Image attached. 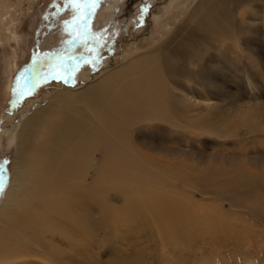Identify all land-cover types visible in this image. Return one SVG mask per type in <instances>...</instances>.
I'll list each match as a JSON object with an SVG mask.
<instances>
[{
	"label": "rangeland",
	"instance_id": "374dc122",
	"mask_svg": "<svg viewBox=\"0 0 264 264\" xmlns=\"http://www.w3.org/2000/svg\"><path fill=\"white\" fill-rule=\"evenodd\" d=\"M198 3L0 0L4 26L13 31L0 28V206L16 173V136L25 117L66 90L84 104L81 93L119 72L135 81L156 68L161 81L155 93L141 79L139 109L106 99L102 106L113 113L99 121L86 116L119 158L116 179L104 187L117 191L102 190L104 205L121 207L132 198L159 203L133 218L120 216L131 222L112 218L109 227L99 215L104 231L93 228L92 210L90 236L77 226L58 236L62 245L48 247L61 261L264 264V7H253L255 20L248 19L244 32L221 15L223 26L216 16L207 17L213 27L197 26ZM13 79L18 87L8 89ZM105 161L103 151H89V180L93 170L104 175ZM167 204L188 223L169 242L156 223V215L164 222ZM14 264L48 263L22 256Z\"/></svg>",
	"mask_w": 264,
	"mask_h": 264
},
{
	"label": "bare ground",
	"instance_id": "6f19581e",
	"mask_svg": "<svg viewBox=\"0 0 264 264\" xmlns=\"http://www.w3.org/2000/svg\"><path fill=\"white\" fill-rule=\"evenodd\" d=\"M214 1L215 6H207L204 0H199L200 12L198 16L196 12L192 16L197 26L213 27L207 17L216 16L219 20L218 15H221L231 17L244 32H249L243 25H247L249 18L255 20L256 10L253 11V7H264V0ZM241 11H246L252 17H248L247 13L241 15ZM0 15V28L12 34L11 27L4 26L6 17L1 13ZM220 23L223 26L221 21ZM244 69L247 70L248 67ZM123 73H116L121 81L119 76L115 78V74L111 82V77H108L104 79L105 82L92 85L87 89L88 92L81 93V97L86 98L84 104L73 90L59 92L51 97V104L47 108L34 111L19 124L20 132L16 136V173L0 206V264H14L22 256L23 259L33 256L48 264H67L68 259L61 261L58 255L48 252V247L53 244L62 245L64 241L58 236L77 226H81V233L85 232L90 236L87 221L92 210L95 214L91 217L93 228L104 231L99 215L103 216L102 222L109 227L112 218L116 221L121 219L120 216L133 218L144 207L156 208L158 201L143 202L142 199L132 198L129 202L123 201L121 207L112 205L114 202L106 207L102 199L103 189L109 194L117 191L115 188L104 187L116 179L119 158L114 153L110 154L111 144L98 136V130L87 125V112L92 113L98 121L102 114L113 113L110 106L108 109L102 106L106 99L114 101L116 108L124 107L129 102L131 108L139 109L138 91L141 79L145 77L150 85L154 84L155 93L161 87L156 68L147 70L135 81L123 77ZM149 76H153L154 80ZM10 83L14 88L19 84L17 79H13L9 82L8 89L11 87ZM92 149L103 151L106 170L104 175L93 170L90 182L87 178L88 153ZM126 164L132 167L129 162ZM88 182L90 188L86 186ZM162 210L165 213L163 223L156 215L159 237H164L162 240L169 242L174 236L184 235V227L188 223L179 215V210L174 206V216L168 204L162 206ZM160 222L162 225H159ZM71 232L73 231L69 233ZM73 245L75 249H79V241H73ZM174 248L184 249L178 245Z\"/></svg>",
	"mask_w": 264,
	"mask_h": 264
},
{
	"label": "snow or ice",
	"instance_id": "6c2138e0",
	"mask_svg": "<svg viewBox=\"0 0 264 264\" xmlns=\"http://www.w3.org/2000/svg\"><path fill=\"white\" fill-rule=\"evenodd\" d=\"M65 82H67V81H65Z\"/></svg>",
	"mask_w": 264,
	"mask_h": 264
}]
</instances>
